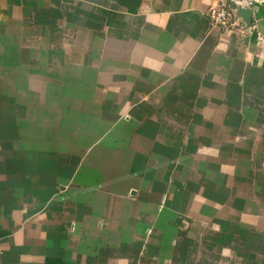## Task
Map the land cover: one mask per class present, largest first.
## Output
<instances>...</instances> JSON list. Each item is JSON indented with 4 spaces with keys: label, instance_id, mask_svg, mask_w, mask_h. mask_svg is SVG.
Masks as SVG:
<instances>
[{
    "label": "crops",
    "instance_id": "0c3cea01",
    "mask_svg": "<svg viewBox=\"0 0 264 264\" xmlns=\"http://www.w3.org/2000/svg\"><path fill=\"white\" fill-rule=\"evenodd\" d=\"M214 3L0 0V264H264V45Z\"/></svg>",
    "mask_w": 264,
    "mask_h": 264
},
{
    "label": "built area",
    "instance_id": "2783aa9c",
    "mask_svg": "<svg viewBox=\"0 0 264 264\" xmlns=\"http://www.w3.org/2000/svg\"><path fill=\"white\" fill-rule=\"evenodd\" d=\"M214 2L209 10L211 22L213 25L220 26L225 30L234 29L239 26L240 21H243L238 17L231 4L252 9L254 12L256 7L264 5V0H214ZM244 24L246 25L245 22ZM246 27L250 33L256 35L257 41L264 45V34L259 30L258 24L252 20L251 24L246 25Z\"/></svg>",
    "mask_w": 264,
    "mask_h": 264
},
{
    "label": "water",
    "instance_id": "95a60500",
    "mask_svg": "<svg viewBox=\"0 0 264 264\" xmlns=\"http://www.w3.org/2000/svg\"><path fill=\"white\" fill-rule=\"evenodd\" d=\"M231 7L236 11L238 17L243 19L246 25L249 26L251 24L254 16V11L252 9L243 8L235 4H231Z\"/></svg>",
    "mask_w": 264,
    "mask_h": 264
}]
</instances>
